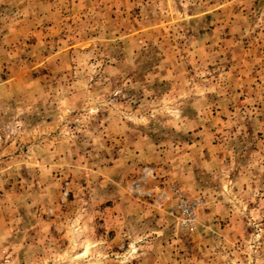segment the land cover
<instances>
[{"label":"rangeland","instance_id":"rangeland-1","mask_svg":"<svg viewBox=\"0 0 264 264\" xmlns=\"http://www.w3.org/2000/svg\"><path fill=\"white\" fill-rule=\"evenodd\" d=\"M0 264H264V0H0Z\"/></svg>","mask_w":264,"mask_h":264}]
</instances>
